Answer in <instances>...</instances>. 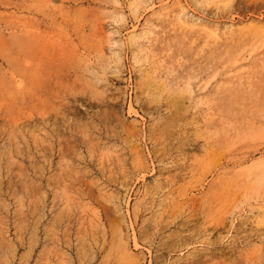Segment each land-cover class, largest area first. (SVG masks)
<instances>
[{"label": "rangeland", "instance_id": "1", "mask_svg": "<svg viewBox=\"0 0 264 264\" xmlns=\"http://www.w3.org/2000/svg\"><path fill=\"white\" fill-rule=\"evenodd\" d=\"M142 2L0 0V264H264V0Z\"/></svg>", "mask_w": 264, "mask_h": 264}, {"label": "bare ground", "instance_id": "2", "mask_svg": "<svg viewBox=\"0 0 264 264\" xmlns=\"http://www.w3.org/2000/svg\"><path fill=\"white\" fill-rule=\"evenodd\" d=\"M150 0H147V1H145L144 2V0H143V2L142 3H144V4H147L148 2H149ZM180 14H179V19H180V21L182 22V24H188V23H193L194 25H196V26H208V27H210V29H211V32H212V34H214V35H216V36H218V34L220 33V31L223 29V30H226V31H232L237 25L233 22H230L229 24L226 22V23H223V22H210V23H207V22H205L204 20H202V19H200V17L199 18H195L194 17V15L193 14H190V9L188 8V7H186V6H182V8H181V11L179 12ZM237 23V22H236ZM240 23V22H239ZM242 23V22H241ZM143 33H136V32H133V34L131 35V40H134L136 37H138V36H141ZM136 52V51H135ZM115 54V53H114ZM116 55V54H115ZM119 57H121V56H118V57H116V58H118V59H122V58H119ZM92 73L93 74H95V71L93 70L92 71ZM149 83H150V85L151 86H153V87H155V86H157V83H156V81H154L153 79H151V80H149ZM84 85V84H83ZM81 84H76V88H81ZM88 87V86H87ZM87 87H85V86H83L82 88L83 89H85L86 90V88ZM161 88L163 89V86H161ZM65 90V89H64ZM64 90H62V91H64ZM74 90V89H73ZM93 90V89H92ZM65 92V91H64ZM67 92V91H66ZM160 92V91H159ZM94 93V92H93ZM170 98V97H169ZM183 100V98L181 97L180 98V101H182ZM198 102V101H197ZM201 104L203 103H206V100L205 99H203V97L201 98ZM257 211L259 212V213H263L264 212V206H259L258 207V209H257ZM118 232H119V235H121L120 233H121V229H120V227H119V229H118ZM121 239H123V237L121 236Z\"/></svg>", "mask_w": 264, "mask_h": 264}]
</instances>
